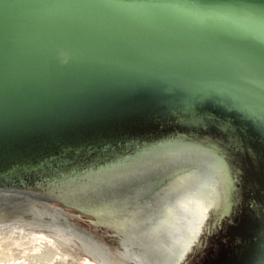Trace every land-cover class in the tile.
<instances>
[{
	"label": "water",
	"instance_id": "obj_1",
	"mask_svg": "<svg viewBox=\"0 0 264 264\" xmlns=\"http://www.w3.org/2000/svg\"><path fill=\"white\" fill-rule=\"evenodd\" d=\"M95 264H264V0H0V235Z\"/></svg>",
	"mask_w": 264,
	"mask_h": 264
},
{
	"label": "rangeland",
	"instance_id": "obj_2",
	"mask_svg": "<svg viewBox=\"0 0 264 264\" xmlns=\"http://www.w3.org/2000/svg\"><path fill=\"white\" fill-rule=\"evenodd\" d=\"M33 235H35L36 238H40L41 241L49 244L54 250H56L59 253L58 258H55L56 256L55 255L52 260L45 262V264H95L92 261V259L89 257V255L85 252V250L82 248V246L79 244V242L77 241L70 240L72 243L71 244L70 241L64 240L63 238H59V237H54V236L45 235V234H33ZM0 236H5V235H0ZM8 239L9 238L7 237H2V238L0 237V246L2 245V243L4 244L5 241H8ZM37 251L38 249L35 248V250L30 249L24 253L22 252L23 257H21L20 259L12 257L8 259L9 260L8 261L6 258V263L7 264H18L20 261L22 262L30 261V262L36 263V261H33V259H31L32 257L30 255L36 253ZM28 256L31 258H29ZM47 256L50 257V254ZM40 260H43V259H40Z\"/></svg>",
	"mask_w": 264,
	"mask_h": 264
},
{
	"label": "bare ground",
	"instance_id": "obj_3",
	"mask_svg": "<svg viewBox=\"0 0 264 264\" xmlns=\"http://www.w3.org/2000/svg\"><path fill=\"white\" fill-rule=\"evenodd\" d=\"M0 237L9 238L8 241H5V243L4 244L2 243V245L0 246V249H1L0 250V264H7L6 258L7 260L12 257L20 259L21 257H23L22 252L24 253L30 249L35 250V248H37L38 251L30 255L32 258L29 256L28 257L33 259V261H36V263L30 262V261L29 262L20 261L18 264H39V263L45 264V262L52 260L55 255H56L55 258H58L59 256V253L56 250H54L49 244L41 241L40 238H36V236L33 234L5 235V236H0ZM64 240L70 241L68 239H64ZM49 254H50V257L47 256ZM40 259H43V260H40Z\"/></svg>",
	"mask_w": 264,
	"mask_h": 264
}]
</instances>
